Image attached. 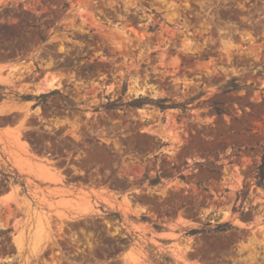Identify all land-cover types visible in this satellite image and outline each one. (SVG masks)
<instances>
[{"label": "rangeland", "instance_id": "374dc122", "mask_svg": "<svg viewBox=\"0 0 264 264\" xmlns=\"http://www.w3.org/2000/svg\"><path fill=\"white\" fill-rule=\"evenodd\" d=\"M2 64L0 264H264V0H0Z\"/></svg>", "mask_w": 264, "mask_h": 264}, {"label": "crops", "instance_id": "0c3cea01", "mask_svg": "<svg viewBox=\"0 0 264 264\" xmlns=\"http://www.w3.org/2000/svg\"><path fill=\"white\" fill-rule=\"evenodd\" d=\"M11 66L13 67H18V63H13ZM10 65L8 64H2L0 65V71L3 70H9L11 68ZM31 105L30 101H23V100H16V101H2L0 102V116L10 115V114H17V113H24ZM17 130L25 132V130L9 127V126H1L0 127V140L4 142V144L7 146L12 145L13 148L9 147V151H15L18 152L17 149V143L16 141H8L9 139V134L13 131L14 133H17ZM6 158L11 161V163L14 165V162L12 161V157L10 155H7ZM14 160V159H13ZM36 164H44L46 165L44 159H40L35 161ZM61 184L58 183H52L50 181H47L45 183L44 191L43 194L44 196L48 199V201H51L55 204V206H59L60 208H66L65 207V201L67 200H76L79 196H81V191L83 190L81 187L76 186L74 183L70 184ZM56 189H63L67 192L62 194V196H56V195H51L49 192L52 190ZM87 193L91 195L92 198H96L98 195H103L102 191H104L102 188H92L88 187L86 188ZM18 196L16 195L15 191H9L3 195H0V208H2V203H9V207L13 208V204H17L19 202L20 208H30L28 202H23L21 200L17 201ZM41 198V197H40ZM29 201L31 203H34L33 200ZM34 206V205H33ZM32 206V207H33ZM38 206V205H37ZM8 207V208H9ZM39 208H50L48 204L45 203V205H39Z\"/></svg>", "mask_w": 264, "mask_h": 264}, {"label": "trees", "instance_id": "16d2710c", "mask_svg": "<svg viewBox=\"0 0 264 264\" xmlns=\"http://www.w3.org/2000/svg\"><path fill=\"white\" fill-rule=\"evenodd\" d=\"M242 88H243V86L241 84L237 83V79L233 78L232 80H230L229 82H227V84H225L223 86V93L228 94V93H231L234 91L241 90ZM22 100L23 101H31L33 99L30 96H26V97H22ZM167 101H168V99L152 100V99H147V98H141V99H137V100H133V101L129 102L128 105L130 107H134V108H142L145 105L151 104V105H154L155 107L159 108L161 111H165L167 109L180 108L185 113L186 110L188 109L189 104H190L189 100H188L183 104L165 105V102H167ZM36 106H37V103L34 105V107H36ZM215 112L218 115L225 114V112L223 110L218 109V108H215ZM157 183H159V181L154 180L151 182L152 185H155ZM254 185H256L258 188L264 189V154L261 156V162L256 167V170L254 173ZM250 188H251V186H249V185L245 187L244 196L248 195ZM230 229L231 228L229 227L228 224L219 225L216 228L217 232H227ZM193 233H201V231L200 230H193ZM166 261L169 264H179L171 258H166ZM161 264H163V263H161Z\"/></svg>", "mask_w": 264, "mask_h": 264}, {"label": "bare ground", "instance_id": "6f19581e", "mask_svg": "<svg viewBox=\"0 0 264 264\" xmlns=\"http://www.w3.org/2000/svg\"><path fill=\"white\" fill-rule=\"evenodd\" d=\"M60 86H61L60 79H58L57 77H51V79L45 80V82L43 84H41L38 87L36 86V87H37V92L38 93H46V92H48L50 90L58 89ZM18 164L21 165L19 162H18ZM23 167H24V165H23ZM17 168H18V166H17ZM24 171H26V169H24Z\"/></svg>", "mask_w": 264, "mask_h": 264}]
</instances>
